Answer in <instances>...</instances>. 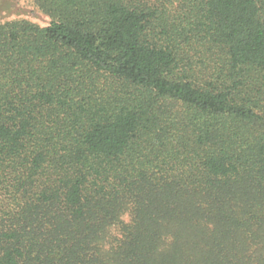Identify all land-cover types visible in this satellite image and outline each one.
Instances as JSON below:
<instances>
[{"label": "trees", "instance_id": "obj_1", "mask_svg": "<svg viewBox=\"0 0 264 264\" xmlns=\"http://www.w3.org/2000/svg\"><path fill=\"white\" fill-rule=\"evenodd\" d=\"M34 2L0 24V264H264V0Z\"/></svg>", "mask_w": 264, "mask_h": 264}, {"label": "rangeland", "instance_id": "obj_2", "mask_svg": "<svg viewBox=\"0 0 264 264\" xmlns=\"http://www.w3.org/2000/svg\"><path fill=\"white\" fill-rule=\"evenodd\" d=\"M15 20H26L40 27L50 23V18L39 10L34 0H0V24ZM122 220L129 222V214H125ZM111 234L119 237L118 228H112Z\"/></svg>", "mask_w": 264, "mask_h": 264}]
</instances>
